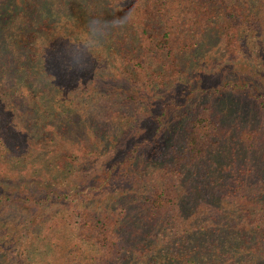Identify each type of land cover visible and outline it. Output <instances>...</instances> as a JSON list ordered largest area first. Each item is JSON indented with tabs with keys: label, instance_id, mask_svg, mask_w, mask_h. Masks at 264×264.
Wrapping results in <instances>:
<instances>
[{
	"label": "trees",
	"instance_id": "obj_1",
	"mask_svg": "<svg viewBox=\"0 0 264 264\" xmlns=\"http://www.w3.org/2000/svg\"><path fill=\"white\" fill-rule=\"evenodd\" d=\"M138 6L86 66L51 57ZM261 120L264 0H0V175L25 179L0 181V264H264Z\"/></svg>",
	"mask_w": 264,
	"mask_h": 264
},
{
	"label": "clouds",
	"instance_id": "obj_2",
	"mask_svg": "<svg viewBox=\"0 0 264 264\" xmlns=\"http://www.w3.org/2000/svg\"><path fill=\"white\" fill-rule=\"evenodd\" d=\"M142 10L138 6L132 14H113L112 19L105 20L100 17H92L82 29L81 33L70 42L65 41L60 50H53L51 57L65 66L84 67L91 60L92 53L99 50L105 38L114 30L122 28L135 21Z\"/></svg>",
	"mask_w": 264,
	"mask_h": 264
},
{
	"label": "rangeland",
	"instance_id": "obj_3",
	"mask_svg": "<svg viewBox=\"0 0 264 264\" xmlns=\"http://www.w3.org/2000/svg\"><path fill=\"white\" fill-rule=\"evenodd\" d=\"M249 100V99H248ZM257 113L259 115H261V112L259 111L258 107L256 106ZM261 128L264 132V122L263 120H261ZM133 133H135V131H131L130 129L126 130V135H132ZM94 142H92L93 144ZM91 144V145H92ZM261 142L258 143L257 147L262 149L261 147ZM95 150L96 147L94 145V147L91 146L89 152L87 154H85V156L88 157L89 153H91L93 151V149ZM221 154V153H219ZM109 155L111 156V151L109 152H105L103 154H98V155H94V156H90L93 159V163H90L88 165H84V170L83 172H81L80 174H76V176L74 178H72L71 180L73 182H76L78 180H90V178H93L95 175H97L102 169H103V165L104 162L108 159ZM166 156H170V155H165L164 150L162 145L158 144L152 147H148L147 149H145L143 151V155L141 157V159H145V161H147L148 163H156V162H160L162 160H164V158H166ZM11 160V159H10ZM2 162V160L0 161ZM122 178V180H121ZM115 182H114V187L110 189H104L102 190V192H96V196L93 197H88V198H83L81 200H83V202H81V200L78 203V206L80 208H83L84 205L87 202L93 201V200H99V199H104V198H108L111 197L112 195H117L120 194L122 192H128V191H135V186L134 184H132V179H134L133 176H128V174H123V175H115ZM142 179L138 174H135V183L136 182H140ZM0 181L5 182V184L7 186H13L14 184H18L19 182H23L25 181V179H16V178H5L3 176L0 175ZM30 181V180H29ZM138 188V187H137ZM74 204V203H73ZM73 204H71L70 206H73ZM66 207L63 206V208H61V210L65 209ZM79 208V209H80ZM60 219V217H58ZM217 216H215V220L214 222L217 220ZM75 220V218L72 219V221ZM213 222V223H214ZM24 238H26L24 236Z\"/></svg>",
	"mask_w": 264,
	"mask_h": 264
}]
</instances>
